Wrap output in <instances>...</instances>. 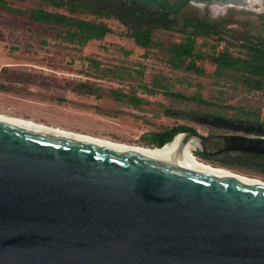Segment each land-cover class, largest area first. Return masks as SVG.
<instances>
[{"label":"water","instance_id":"obj_1","mask_svg":"<svg viewBox=\"0 0 264 264\" xmlns=\"http://www.w3.org/2000/svg\"><path fill=\"white\" fill-rule=\"evenodd\" d=\"M128 1L170 12L212 3ZM179 134L197 140L194 155L264 154V137L182 131L170 142ZM0 264H264V185L0 120Z\"/></svg>","mask_w":264,"mask_h":264},{"label":"rangeland","instance_id":"obj_2","mask_svg":"<svg viewBox=\"0 0 264 264\" xmlns=\"http://www.w3.org/2000/svg\"><path fill=\"white\" fill-rule=\"evenodd\" d=\"M6 1L22 9L42 7L69 14L66 6L58 8L42 0ZM75 1L102 7L97 0ZM251 1L255 3L250 7H232L228 12L192 5L180 13L182 23L193 12L203 15L205 10L208 17L224 20L219 34L198 38L201 58L197 64L203 74L170 64L166 47L182 39V32L172 27L155 28L152 38L158 46L145 50L128 36L129 30L116 16L79 8L74 16L104 22L112 30L102 40H90L79 47L58 37L61 29L57 24L35 22L26 14L0 9V113L57 130L148 148L154 147L142 137L146 132L180 124L208 132L205 125L183 118L185 113L210 112L244 119L248 111L263 119L264 88L246 86L233 73L217 76L211 61V56L224 48L242 55L244 50L238 44L243 37L264 38V0ZM203 41L206 45H201ZM90 59L97 60L99 67ZM154 79L160 87H153ZM143 84L152 92L144 91ZM120 93L135 95L142 102L134 106L127 97L120 98ZM174 93L200 96L213 104ZM227 169L264 182L263 174L250 169Z\"/></svg>","mask_w":264,"mask_h":264},{"label":"trees","instance_id":"obj_3","mask_svg":"<svg viewBox=\"0 0 264 264\" xmlns=\"http://www.w3.org/2000/svg\"><path fill=\"white\" fill-rule=\"evenodd\" d=\"M55 7L66 6L69 14L48 11L42 7H33L30 9H22L12 6L6 0H0V9L11 12L26 14L35 22L46 24H57L60 26L58 37L69 43H77L79 47L84 46L90 40H102L112 30L104 22H95L84 20L73 13L79 8H88L99 15L110 16L108 11L97 9L83 5L81 2L75 0H42ZM223 23L222 19H212L208 17L207 13L203 15L193 12V14L184 18L182 27L178 30L182 32V39L179 42H173L166 47L168 60L170 64L176 69H183L197 74H203L204 70L197 64V60L201 58V54L197 50L198 38L208 37L212 34H219L221 27L219 24ZM128 36L140 47L147 50L151 46L158 44L152 38V32L155 28L130 27L128 26ZM243 42L238 46L244 50L242 55H234L227 48L219 50L215 55L211 56V61L214 64V72L217 76H222L225 73H233L235 77L244 85L251 86L256 89L264 88V38L261 36H253L251 38L243 37ZM232 44V43H230ZM201 45H206V42H201ZM129 54L130 51H125ZM95 67H99L97 60L90 59ZM153 87H160L158 80L154 79ZM144 91L151 93L152 89L146 88V84L142 86ZM178 97L188 100H196L204 104H213L210 101L203 100L200 96L184 97L174 93ZM120 98L127 97V100L134 106L141 104L142 99L135 95H119ZM244 120L253 122H264L258 114H249L244 112ZM193 129L184 124L174 125L162 130L150 131L143 134V138L149 139V146L154 148H161L167 142H170L173 137L182 131H192ZM148 146V145H147ZM151 148V147H150ZM218 164L222 167H236L243 169H253L248 163L237 161L235 159L218 160ZM211 165V164H210ZM219 167V166H218ZM224 168V167H223Z\"/></svg>","mask_w":264,"mask_h":264},{"label":"flooded vegetation","instance_id":"obj_4","mask_svg":"<svg viewBox=\"0 0 264 264\" xmlns=\"http://www.w3.org/2000/svg\"><path fill=\"white\" fill-rule=\"evenodd\" d=\"M97 1H98V5L102 6L98 9L108 11L110 14L116 16V18L126 27L134 26V27H143V28H157L158 26H167V27H172L176 30H179L182 27L183 23L180 17V13L188 6L197 5L199 7H210V8L216 7L215 9L217 10L220 9V10H224V12H228L232 7H247L245 5V2L243 1H248V3H250L249 6L255 3V1H251V0H213L211 1L212 2L211 5L208 6V5L198 4L194 1L192 3L190 2L187 3L185 6H183L180 10L176 12H170L166 10L164 7L154 8L147 5L136 3L135 1H128V0H97ZM168 1L170 3H173L175 0H168ZM262 1L263 0H260V2ZM205 12L207 11L205 10ZM179 23H181L182 25L178 26ZM200 115L207 116L209 118H211L214 115H218L231 119L235 122H241L245 125L246 124L257 125L261 123L262 132L261 133H256L255 131L252 133L235 132L224 129L222 127H215L211 125L202 124L208 128V132L204 133V132H199L196 128L190 126L193 129L192 131L197 132L199 134L222 135V134L232 133V134H244L251 137H264V122L256 123L253 121H246L239 117L223 116L220 114H214L210 112H201L199 114H192V115L185 113L183 114L184 116L183 118L194 121L193 117ZM194 157L197 160L208 164H213V163L218 164V160L221 159H227V160L235 159L237 161L248 163L253 168L250 170L264 175V154L262 153L255 154V153L241 152V151H222L212 156L197 153Z\"/></svg>","mask_w":264,"mask_h":264},{"label":"bare ground","instance_id":"obj_5","mask_svg":"<svg viewBox=\"0 0 264 264\" xmlns=\"http://www.w3.org/2000/svg\"><path fill=\"white\" fill-rule=\"evenodd\" d=\"M209 1H213V0H209ZM0 120H4L12 124L19 125L21 127H26V128L36 129V130H43V131L44 130L52 131L58 134L66 135V136H72V137H76V138H80V139H84V140H88V141H92L96 143L107 144L119 150L129 149V150H135L140 153L147 154V155H153V156H157L161 158H169V159L177 160L182 163L194 166L195 168L205 170L208 172H212V173H216L220 175L221 174L228 175V176H231L241 181L253 182V183L264 185L263 181L256 180V179L244 176V175H240L229 169L218 167V166H213L208 163H204V162L197 160L194 157L195 155L191 152L192 150L200 147L197 140L192 138L186 142H183V138H184L183 134L177 135L176 138L172 142L167 143L161 148H148V147L138 146L135 144L115 142V141H112L106 138H98V137L83 135V134L74 133V132H66L62 130H57V129H53L48 126L42 125V124H38V123L28 121V120L18 119V118L11 117V116L1 114V113H0Z\"/></svg>","mask_w":264,"mask_h":264}]
</instances>
